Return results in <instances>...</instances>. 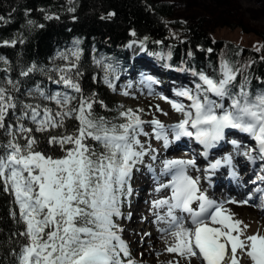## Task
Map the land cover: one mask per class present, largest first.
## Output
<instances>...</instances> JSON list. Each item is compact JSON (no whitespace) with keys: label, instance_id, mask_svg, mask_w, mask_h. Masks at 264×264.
I'll use <instances>...</instances> for the list:
<instances>
[{"label":"snow or ice","instance_id":"1","mask_svg":"<svg viewBox=\"0 0 264 264\" xmlns=\"http://www.w3.org/2000/svg\"><path fill=\"white\" fill-rule=\"evenodd\" d=\"M59 58L69 63L51 69L58 73L52 82L63 91L37 84L22 94L43 103L21 99L17 95L20 81L11 78L10 67L0 69L5 73L0 78V184L13 197L17 222L24 226L19 232L23 242L13 253L16 264H135L117 220L122 216V204L132 195L133 170L151 150L140 140V136L149 135L143 127L146 122L132 109L119 113L121 123L97 116L93 105L103 103L95 94L85 96L75 78L81 75L79 49L60 53ZM0 61L8 64L2 57ZM37 71L44 69L33 64L20 75L27 77ZM111 71V66H106L104 82L115 90L108 78ZM241 71L221 60L219 78L193 72L200 83L194 89L176 92L190 103L168 101L183 119L168 127L153 119L155 139L163 140L167 147L169 132L176 140L194 138L204 146L206 156L207 150L225 139L228 130H235L255 142V147H246L239 154L253 164L264 161V90L253 93L248 77L237 84ZM68 120L77 121L72 131L66 128ZM35 133H47L44 139L48 145L58 147L62 155L41 150ZM231 143L240 149L237 141ZM222 163L231 165V157L217 160L211 169ZM194 165V160H169L162 169V174H171V180L158 182L156 191L168 189L171 195L154 200L153 209L157 223L166 225L160 232L172 238L167 252L188 264L194 257L202 264H241L244 258L250 264H264V234L249 235L248 225L225 215L223 203L210 199L199 187V180L188 175V166ZM258 179L264 182V176ZM12 216L17 217L15 210Z\"/></svg>","mask_w":264,"mask_h":264},{"label":"trees","instance_id":"2","mask_svg":"<svg viewBox=\"0 0 264 264\" xmlns=\"http://www.w3.org/2000/svg\"><path fill=\"white\" fill-rule=\"evenodd\" d=\"M174 16V4L166 0H0V57L8 61L7 65L0 61V69L10 67L11 78L20 81L17 95L21 99L43 103L22 94L37 84L47 90L63 91L61 85L52 82L58 79V73L51 69L66 66L69 61L60 59L59 54L70 53L76 47L80 51L77 63L81 75L75 78L85 96L95 94L96 100L103 103L93 105L95 114L115 123L122 122L119 113L128 109L144 118L143 112L115 99L112 88L104 82L106 66L114 70L108 74L113 82L122 65L128 67L130 53L136 49L135 44L126 49L131 41L141 42L147 51L145 57L158 65L196 79L193 72L219 78L221 60H227L242 70L237 84L248 77L253 93L264 90V39L257 51L258 47L212 37L201 23L185 25ZM69 59L75 61V57ZM33 64L44 71L20 75ZM4 75L0 71V78ZM76 124V120L66 121L67 130L72 131ZM35 135L41 140V150L62 155L58 147L48 145L44 139L47 133ZM17 221L13 197L0 184V264H16L13 253L23 242L19 232L24 228Z\"/></svg>","mask_w":264,"mask_h":264},{"label":"rangeland","instance_id":"3","mask_svg":"<svg viewBox=\"0 0 264 264\" xmlns=\"http://www.w3.org/2000/svg\"><path fill=\"white\" fill-rule=\"evenodd\" d=\"M174 4L175 20L182 22L183 24H197L201 25L206 29L208 35L212 37H224L234 42L242 44L244 46H250L257 48L262 44L264 39V0H166ZM249 31V32H248ZM260 35V36H259ZM139 46V44H138ZM147 54L144 48V53L139 54L137 52L130 53L129 66L123 72L119 70V77H129L131 74L135 76L133 79L128 78L123 80L129 84L123 87L124 91L129 95H123L122 93L118 96L114 95L115 99L122 101L124 104H130L137 108H142L149 120L145 123L144 129L149 134L147 139L150 146L148 155L144 157L151 158L154 155L156 145L158 141L154 138L153 126L151 121L157 119L160 122L175 125L177 121L183 119L182 115L177 113L172 105L168 102L170 97L172 101L178 100L181 102L182 98L176 96H162L157 91H166L172 93L175 88L173 82L180 83L183 85H192L189 77H184L179 70L172 69L167 72H162L161 68L156 66L154 61L150 58L145 57ZM140 65L148 72L155 73L158 81H152L149 77L143 76L144 74H138L135 71L134 66ZM140 69V68H139ZM138 70V69H137ZM138 76V77H136ZM164 78V80H162ZM129 80V82H128ZM173 81V82H172ZM120 90L122 89L119 88ZM165 97V98H164ZM215 98V97H213ZM227 106V102H224ZM170 125V126H171ZM167 127V126H166ZM242 142V141H241ZM248 144V143H247ZM252 147H255L254 145ZM243 162L247 163V158H243ZM138 164L137 168L139 167ZM136 170V169H134ZM248 178H251L248 177ZM132 188V182H131ZM147 189V190H146ZM150 186H146L143 195H147L150 191ZM142 194V193H141ZM138 194H132L130 197L125 199V204L121 207V212H126V219L137 216L134 226L131 225V231L139 226H144L141 219V210H134L135 202L137 201ZM148 227L143 230L144 233H148ZM146 236V235H145ZM146 240L145 243L141 242L142 248L146 246L152 247ZM248 263L250 261L247 259Z\"/></svg>","mask_w":264,"mask_h":264},{"label":"bare ground","instance_id":"4","mask_svg":"<svg viewBox=\"0 0 264 264\" xmlns=\"http://www.w3.org/2000/svg\"><path fill=\"white\" fill-rule=\"evenodd\" d=\"M129 46L130 42L127 44V50H130ZM140 49L141 46L136 48V51L139 52ZM126 69L127 67L122 65L121 70L124 72ZM186 144H188L187 141L180 139L179 142L173 144L174 147H166L164 151L159 149L155 155V160L149 158L146 159L134 175L136 179V186L132 189L133 193L140 192L143 195V193H145L144 189L146 185H150L152 188L146 199H144L143 196H138L136 202V208L140 207L143 210L142 220L144 218V225L152 228V231L148 236H145V233L143 232L145 226H142L135 231L129 230L128 224L135 223V220L138 219V217L133 216L132 218L125 220V214L123 213L122 216L118 218L117 222L120 228L123 229L121 236L127 242L131 254L130 258L135 261V264H174L176 261H179V264H188L187 260L179 257L177 254L167 252L166 249L172 238L166 237L160 232L159 229L165 227L166 225L157 223L155 218L156 216L154 215L156 210L153 209L154 200L160 199L161 196L167 198L171 195L168 189H163L160 192L156 191L155 186L163 179L159 178V174L161 173L159 171L164 167L165 161L174 159L185 160L183 156H187L185 154L186 151L183 152V155L181 153L183 145ZM149 165L154 171L149 170ZM227 166L229 167V165ZM247 166L248 164H239V168L236 170L237 181L235 182L226 175V172L228 171L227 167L222 166L221 172L218 170L212 172L211 176L214 178V191L212 193L216 196L222 195L224 198H231V200H224L223 205L225 214H231L234 220H240L244 224L248 225L247 234L250 235L257 232L264 234V214L258 211L256 205L242 201V198H245L246 196L245 189L252 192L249 185L246 186L247 188H243L241 185L242 181L248 177L251 172V170L246 171V169H248ZM188 172L190 175H195L196 177L201 176L197 175L195 172L192 173L193 171L190 168H188ZM246 172H249V174L245 175ZM210 198L214 199L211 196ZM159 212L160 214H163L164 210L161 209ZM186 226H189V224H186ZM216 226L220 227V225ZM146 240L148 242H157V245L152 247L146 246L143 249L141 242L145 243ZM191 264H199L198 259L192 258ZM241 264H249L247 258H244L241 261Z\"/></svg>","mask_w":264,"mask_h":264}]
</instances>
